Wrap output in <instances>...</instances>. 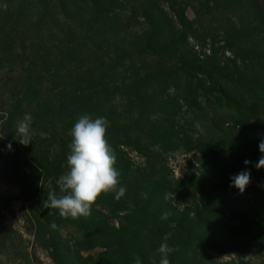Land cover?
<instances>
[{"label":"trees","instance_id":"obj_1","mask_svg":"<svg viewBox=\"0 0 264 264\" xmlns=\"http://www.w3.org/2000/svg\"><path fill=\"white\" fill-rule=\"evenodd\" d=\"M80 3L90 10L76 18L75 12L79 11L71 8L80 5L81 10ZM145 3L141 0L78 3L74 0H0V105L7 113L4 125L14 130L6 136H15L18 121L25 114H31L32 141L23 150L41 170H37L38 175L32 176L29 182L22 179L25 190L38 193L39 178L44 174L50 181L49 191L63 195L57 180L68 171L70 131L81 115L88 114L93 119L105 117L108 120L106 139L117 157L119 186L130 194L128 202L126 195L116 200L114 192L102 193L92 205L89 216L79 217V222L70 220L82 234L75 244L63 242L60 226L56 227L51 249L59 264H135L136 257L142 264H152L153 259L158 264L157 249L168 233L171 236L167 243L176 249L169 256L170 264H223L206 253L208 248L222 247L212 234V238L207 239L208 230L214 233L215 228L225 227L227 217L244 219L237 210L207 209L197 211L199 215L204 214L202 220L199 215L192 217L189 211L179 218L170 216L162 220L164 212L158 198L163 196L165 186L161 181L151 185L146 199L140 198L143 194L139 193L145 187L135 185L138 178L130 175L132 169L121 154L120 145L132 144L148 156L152 145L167 147L164 142L173 140L174 133L177 135V131L182 130L169 123L175 121L178 105L162 93L171 86L178 87L181 76L199 78L198 73L208 76L213 83L209 90L224 95L230 105L244 107L242 98L248 95L241 83L245 80L241 78L244 74L226 73V67H221L217 77L213 75L214 69L209 70L204 62L196 64V57L187 45L188 29H192V25L185 24L184 14H177V19H173L165 14L160 0ZM228 5L218 3L215 9L224 13L239 10L234 4ZM253 14L255 21L247 24L238 25L230 19L233 31L238 36L242 33L240 40L254 32L262 34L264 40V26L257 23L264 20V15H257L256 9ZM139 16L146 18L147 23L132 34L137 49L120 48L117 44L121 35L128 32L131 22ZM162 28L166 31H161ZM242 56L255 60L264 69V53L258 57L252 51H242ZM167 65H170L168 73L165 72ZM2 70L5 72L1 74ZM230 85L241 93V99L228 94ZM168 105L170 111L166 110ZM236 117L240 114L216 111L213 124L224 127ZM171 127L174 132L166 135ZM139 133H143L144 138L138 137ZM43 134L46 136L42 138ZM51 140L59 141V152L52 156V144L48 142ZM44 142H47L46 148ZM218 180L223 177L219 175ZM222 191L220 184L213 185L210 194H204L205 201L227 199ZM131 202L135 206H131ZM52 210L59 214L58 209ZM118 211L124 215H119ZM112 216L119 217V225L112 223ZM94 248L105 250L97 258L81 255V249Z\"/></svg>","mask_w":264,"mask_h":264},{"label":"rangeland","instance_id":"obj_2","mask_svg":"<svg viewBox=\"0 0 264 264\" xmlns=\"http://www.w3.org/2000/svg\"><path fill=\"white\" fill-rule=\"evenodd\" d=\"M75 1L78 3L83 0ZM218 3L219 6L234 4L239 10L237 13L228 10L226 13L220 12L215 9ZM80 4L81 10L80 5L71 8L79 11L75 12L76 18L90 10ZM159 4L170 18L177 19V16L184 14L187 17L185 24L192 25V29H188L187 45L193 57H196V64L204 62L209 70L214 69V76L219 75L221 67H226V73L233 71L235 74H244L241 78L245 80L241 83L248 95L242 98L244 107H236L228 104L224 95L209 90L213 83L208 76L198 73L199 78L185 79L181 76L178 87L171 86L162 94L178 105L175 121L169 123L175 129L182 130L177 131V135L174 133L173 140L164 142L167 147L152 145L148 156L132 144H121V154L127 158L132 169L133 174L130 175L138 178L135 185L138 183L137 187H145L139 193L143 194L140 198H147L146 191L154 182L161 181L164 184L163 196L158 200L162 202V211L170 212L172 218L181 217L185 211L194 217L199 215L198 210L203 212L207 209L237 210L238 214L243 215L244 219L239 216L227 217L224 219L225 227L215 228L214 233L208 230L207 239L213 236L222 243L221 249L208 248V255L223 264H264V168L255 166L264 155L258 147L264 140V69L255 60L242 56V51H252L258 57L262 56L264 40L261 39L262 34L257 32L240 40L242 33L238 36L230 21L233 19L238 25L254 22L253 9H256L257 15H264V0H255V3L254 0H160ZM71 16L74 17L73 12ZM145 20L143 16L133 20L130 29L121 35L117 45L135 50L132 34L146 26ZM257 23L264 26V20ZM161 31L166 29L162 28ZM69 38L74 39L72 36ZM167 66L166 73L170 69V65ZM4 72L2 70L1 74ZM169 74L172 75L171 72ZM250 76L254 78L252 81L248 79ZM219 80L224 82L223 78ZM228 94H233L234 99H241V93L233 85L229 86ZM166 110L170 111L171 106L168 105ZM216 111L239 113L240 117L220 127L213 124ZM5 113L0 105V264H59L51 249L56 238L51 224L55 222L57 228L60 226L63 242L75 244L82 234L78 226L70 224V220L79 222L78 218H64L52 208L43 207L42 201L47 198L50 188V181L44 174L39 178L38 193L25 190L22 179L29 182L32 176L38 175L37 170L40 169L31 155L24 152L25 145L20 144L15 136H6L14 130L10 131L4 125ZM173 127L168 129L169 134L166 135L174 132ZM139 136L143 137V133H139ZM48 142L52 144L50 155L58 153L59 141ZM9 143L12 144V150L7 148ZM44 143L46 148L47 142ZM245 160L251 163L245 165ZM241 171L250 172V183L243 194L230 186V178ZM219 175L223 180H218ZM215 184H220L227 199L205 201L204 194H210ZM125 195L130 202V194ZM140 198H136L137 203ZM131 203V206H135ZM121 212L118 211V214L124 215ZM199 218L202 220L204 214L199 215ZM119 221V217L112 216V223L119 225ZM104 250L81 249V255L97 258Z\"/></svg>","mask_w":264,"mask_h":264},{"label":"clouds","instance_id":"obj_3","mask_svg":"<svg viewBox=\"0 0 264 264\" xmlns=\"http://www.w3.org/2000/svg\"><path fill=\"white\" fill-rule=\"evenodd\" d=\"M7 7V5H3ZM31 114H25L16 125L15 139L22 145L27 146L32 141L31 135ZM109 122L105 117L93 119L88 114L81 115L71 128V143L68 145L70 153L67 156L68 171L59 176L57 185L63 195H57L56 191L47 192V198L42 201L44 208L59 210L61 217L79 218L91 214L92 205L103 193H115V199L119 200L125 195L126 188L119 186L120 172L115 167L117 157L115 150L106 139V132ZM259 151L264 153V140L259 143ZM12 150V144L7 145ZM248 160L245 165L250 164ZM256 168H264V155L259 158ZM232 184L241 194L250 183V172L241 171L230 178ZM170 212L161 215L162 220H167ZM55 229V222L51 224ZM171 233L165 234L163 242L159 245L158 264H170L169 256L176 251L169 246ZM135 264H142L139 257H136ZM152 264H157L152 260Z\"/></svg>","mask_w":264,"mask_h":264}]
</instances>
